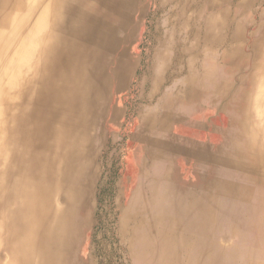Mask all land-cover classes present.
Instances as JSON below:
<instances>
[{"label": "bare ground", "instance_id": "1", "mask_svg": "<svg viewBox=\"0 0 264 264\" xmlns=\"http://www.w3.org/2000/svg\"><path fill=\"white\" fill-rule=\"evenodd\" d=\"M131 1L0 0V264H58L57 249L67 246L68 229L87 221L84 213L90 212L92 178L82 180L81 174L93 170L86 161L94 145L96 114L107 104L110 81L116 79L112 75L120 76V68H110V57L119 47L116 25L123 24ZM262 2L208 0L204 27L199 24L201 0H192L190 15L187 2L178 12L184 18L182 27L193 39L187 49L192 56V98H198L197 66L202 65V51H210L217 60L203 69L212 72L213 65L219 69L217 82L207 90L209 98L215 93L225 98L222 107L233 113L228 123L242 116L243 130L253 144L254 177L241 159V145L237 160L246 173V187L257 207V232L264 242ZM253 16L263 25L258 37L247 44L245 31ZM126 63L122 51L120 65ZM243 70L245 75L239 77ZM230 126L234 128V123ZM163 127L156 135L159 141L164 137ZM229 137L239 141L235 132ZM144 197L143 186L138 184L124 214L141 219L147 204ZM207 234L203 231V241L196 247L201 257H207L204 253L211 247L216 253L201 264H232L236 253L230 246L231 234H223L230 239L223 248L211 244ZM258 254L264 261V244ZM61 256V264H72L65 250ZM252 257L248 264H264Z\"/></svg>", "mask_w": 264, "mask_h": 264}, {"label": "rangeland", "instance_id": "2", "mask_svg": "<svg viewBox=\"0 0 264 264\" xmlns=\"http://www.w3.org/2000/svg\"><path fill=\"white\" fill-rule=\"evenodd\" d=\"M207 2L201 0L199 24L202 27L205 25ZM182 4L186 2L132 0L123 24L116 25L119 47L110 57V68H120V76L112 75L116 79L110 81L105 109L100 108L96 114L94 145L86 161L92 166V173L85 170L81 174L82 180L85 178L87 181L88 178L90 181L92 178L89 182L93 186L88 207L90 212L89 215L84 213L87 221H83L81 226L68 229L71 235L67 246L57 249L58 264L62 262L63 250L71 259L68 263L72 264H137L138 261L141 264H201V260L206 263L208 255L216 251L211 247L204 253L207 257H201L202 252L196 246L203 241L205 230L211 244L216 243L215 246L221 248L230 240L222 237L223 234H231L230 246L234 249L233 254L236 253L231 259L232 264H248L252 256L257 262L264 263L258 254L262 252L264 242L257 232V207L250 189L246 187V173L240 170L237 160L241 145V159L247 162L246 168L248 166L254 177L253 144L243 130L242 116L232 119L234 128L230 126L231 122L228 123V117L233 113L222 107L225 98L220 99L218 107H221V113L226 111L223 115L226 119L222 117L221 121L228 123L223 130L228 140L225 137L224 148L217 146L211 152V166L201 176H187L186 172L180 176L175 162L149 156L145 161V155L139 151L136 135L139 129L144 131V109L155 101L152 85L156 75H161L162 68L168 66L162 74L161 90L156 94V97H161L168 86L177 84L176 80L193 72L192 56L187 52L193 39L182 27L184 18L178 12ZM187 4V14L190 15L192 0H187ZM260 7H264V0ZM255 17L245 31L247 44L258 37L263 25ZM122 51H125V66L120 65ZM223 52L224 48L217 52L218 59ZM213 59L217 60V57L214 58L210 51H202V65L197 66V75H217L219 67L213 65L212 72L203 69L206 63L215 61ZM245 73L243 70L238 76ZM120 85L126 86L116 90ZM214 96L211 104L204 100L206 107L216 105ZM229 97L228 94L227 99ZM234 132L239 141L229 137ZM219 163L226 169L219 171L213 166H219ZM218 173L225 178L214 176ZM138 184L143 186L147 202L139 220L124 214L138 190ZM191 222L197 225L193 226ZM238 233L240 238L236 239L234 234L239 237ZM217 237L219 241L215 240Z\"/></svg>", "mask_w": 264, "mask_h": 264}, {"label": "crops", "instance_id": "3", "mask_svg": "<svg viewBox=\"0 0 264 264\" xmlns=\"http://www.w3.org/2000/svg\"><path fill=\"white\" fill-rule=\"evenodd\" d=\"M184 1L187 2V0ZM167 69L168 67L162 68L161 72L163 73ZM210 75V73L208 75H197L196 89L198 98L196 100L192 98V75L176 80L177 84L168 86L161 97H156V94L161 90L163 75L161 74L159 77L157 75L154 78L152 85L154 94L152 96L155 97V101L151 105L148 103L144 109V128L142 127L144 131L139 129L136 135L140 143L139 151L145 155V161L148 156L154 159L173 161L178 168L180 176L182 172H186V175L191 177L201 176V174L209 170L212 161L211 152H214L217 146L225 147L223 130L226 129L228 124L227 121H224L226 117L225 119L223 117L226 111L221 113V107H218L220 98L216 97V93L214 94V100L217 105H211V107L204 105L205 99L211 104L212 98H209V91L207 90H209L211 83L217 82V75L212 74V79L207 77ZM125 86L120 85L116 90H121ZM205 91L208 92L206 97L204 96ZM222 117L224 119L223 122L221 121ZM164 125L165 127H163ZM150 126H153L154 129ZM161 126L163 127L162 137L164 136L165 138L163 137V140L159 141L156 135H158V129ZM217 165L219 166H213L218 168L219 171L226 169L225 165L222 166L221 163ZM214 176L225 178L220 173Z\"/></svg>", "mask_w": 264, "mask_h": 264}]
</instances>
